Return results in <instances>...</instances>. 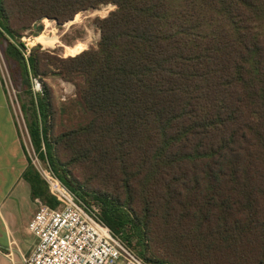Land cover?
<instances>
[{"label":"trees","instance_id":"1","mask_svg":"<svg viewBox=\"0 0 264 264\" xmlns=\"http://www.w3.org/2000/svg\"><path fill=\"white\" fill-rule=\"evenodd\" d=\"M109 4L96 47L27 53L40 21ZM0 51L38 159L127 248L264 264V0H0ZM24 179L58 206L30 161Z\"/></svg>","mask_w":264,"mask_h":264},{"label":"built area","instance_id":"2","mask_svg":"<svg viewBox=\"0 0 264 264\" xmlns=\"http://www.w3.org/2000/svg\"><path fill=\"white\" fill-rule=\"evenodd\" d=\"M27 48V53H29ZM2 81L7 90V83ZM35 91L40 84L33 80ZM8 94V91H7ZM19 133L27 157L45 183L49 195L57 202L56 208L35 199L37 212L29 224V231L37 243L25 264H147L141 257L127 248L101 221L97 206H88L77 198L55 176L49 166L38 159L26 125ZM27 140V141H26Z\"/></svg>","mask_w":264,"mask_h":264},{"label":"crops","instance_id":"3","mask_svg":"<svg viewBox=\"0 0 264 264\" xmlns=\"http://www.w3.org/2000/svg\"><path fill=\"white\" fill-rule=\"evenodd\" d=\"M29 167L23 141L0 74V264H25L36 238L28 227L37 212L24 179Z\"/></svg>","mask_w":264,"mask_h":264},{"label":"rangeland","instance_id":"4","mask_svg":"<svg viewBox=\"0 0 264 264\" xmlns=\"http://www.w3.org/2000/svg\"><path fill=\"white\" fill-rule=\"evenodd\" d=\"M114 9L115 6L111 4L103 5L97 10L78 14L72 21L62 26H58L55 21L47 22V19H44L37 24L40 31L38 37L42 36L43 38H47L49 39V42L43 40L37 41L36 39L38 37H35L34 33L31 31H26L21 41L25 44L26 48H29V50L39 45L42 47V50L56 51L57 54L64 58L77 55L90 47H96L100 40V33L97 30L95 21L106 18ZM77 46H82L84 49L78 52H76L77 50H74V52L70 50L77 48ZM0 69L3 78L7 83L8 97L16 121L18 120L21 128H23L25 122L16 98V91L13 89L10 81L9 72L1 51ZM47 83L52 86L57 102H65L70 98H74L75 88L71 83L59 79L48 80Z\"/></svg>","mask_w":264,"mask_h":264},{"label":"bare ground","instance_id":"5","mask_svg":"<svg viewBox=\"0 0 264 264\" xmlns=\"http://www.w3.org/2000/svg\"><path fill=\"white\" fill-rule=\"evenodd\" d=\"M48 21H49V20H47V22H48ZM36 40H37V41H41V40H43V41H45V42H49V39H47V38H43L42 36L38 37ZM82 49H84V47H82V46H77V48H75V49H70V50L73 51V52H74V50H77L76 52H78V51H80V50H82Z\"/></svg>","mask_w":264,"mask_h":264}]
</instances>
